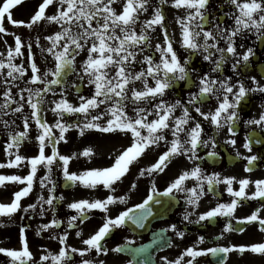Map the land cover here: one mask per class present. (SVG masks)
Returning a JSON list of instances; mask_svg holds the SVG:
<instances>
[{
    "label": "snow or ice",
    "instance_id": "snow-or-ice-1",
    "mask_svg": "<svg viewBox=\"0 0 264 264\" xmlns=\"http://www.w3.org/2000/svg\"><path fill=\"white\" fill-rule=\"evenodd\" d=\"M22 0H0V33L6 31L3 26L5 18L14 25L23 24V21H16L12 17V9L21 4ZM116 0H43L39 5L38 11L31 17V22L27 27L31 28L34 24L42 20L50 23H56L61 26V30L56 32L54 36L47 39L51 41V46L46 51L53 56L55 60L54 70L43 73V77L49 75L55 77L51 80H44L40 73V69L36 63L31 64L32 76L30 83H43L45 87L43 92L51 91V85L61 83V77L66 75V69L74 67L76 56L80 52L87 49V58L82 64L85 75L89 78V84L94 85L95 90L91 97L80 96L79 106H74L67 101L61 99L55 103L52 111L58 116L68 114H83L86 122L81 128V135L85 129H95L103 133L121 132L131 134L132 142L129 147L123 150L114 160L110 167L103 169H92L77 175L70 173L68 164L72 157L59 155L53 148L51 155L45 154L46 143L54 140L51 129L42 122L39 114L38 104L42 102L38 100L33 102V95L41 97V89L35 92L31 88L26 89L29 96L25 101L23 94H20V101H15L11 95V89L4 92L5 103L0 105V109H9L12 103H16L17 107L12 109L14 113H21L26 102L32 109L31 116L35 118L37 126L42 129L37 139L40 142L39 154L31 158L28 163L31 165V171L26 176L20 175H0V186L6 181L15 182L25 185L19 191L14 193V199L9 204L0 203V216L11 217L14 213L21 210V200L27 197L33 189L39 165L48 168L49 173L52 171V165L57 158L63 162V175L66 180L73 185L79 182L86 188H96L97 185H103L104 188L114 193L115 185L118 181L128 173L130 166L141 158L148 150L154 146H159L163 141L167 146L166 150L159 156L158 160L146 169H142L139 173L141 177L147 174L152 176L154 173L163 172L173 157L187 156L189 160H199L198 148L211 147L215 149V141L205 140L202 138L203 128L199 121L193 126H189L191 121L195 120L192 112L199 114L204 120H209L217 130L227 126L228 132L234 133V124L239 119V110L241 102L244 101L250 93H264V86L260 85L255 77L251 80L255 87H247L242 80H237L235 84L231 83L232 77H224L223 79L213 78L211 73H220L223 65L229 60L232 61L231 67L233 73L241 74L243 68L248 67L251 58L256 55L253 47H247L246 51L240 53L239 48H243V44H238V39L244 38L248 33L255 35L257 41L264 42V0H223L229 8L223 12V19L216 16L210 11L211 0H171V7L175 9H184L185 15L176 18V23L181 29V47L188 53L187 58L181 60L173 47V39L167 30L166 17L162 10L163 5L168 4L169 0H159V3L153 6L151 0H125L122 11H117L112 7ZM53 4H58L57 11L52 15H45V10ZM150 7H154L152 16L142 22L139 33L136 31V25L142 13L148 11ZM231 21V24L227 21ZM157 27L163 31V43H157L155 50L160 54L159 62L154 59L153 55H144L142 61H138V56L150 50L151 48V32H155ZM73 28L77 31H73ZM223 42L225 47H221ZM37 43L39 41L37 40ZM90 44V46H89ZM22 42L20 36H15L14 49L8 50V63L0 61V69L9 68L8 77L16 80L14 73L19 76L25 75L23 66H17L12 63L13 55H20ZM31 45H29V50ZM202 55L203 60L209 62L212 66L211 72H202L198 80H192V74L196 71L192 67V57ZM217 54H219L217 58ZM136 63L141 64L139 72L132 71ZM146 65V67H144ZM115 69V74L110 75L109 69ZM149 78L154 85L149 84ZM83 79V77H81ZM136 81L143 84L142 89L131 87ZM180 82H190L192 86L198 90L189 92L186 101L177 99L174 103L164 100L166 93L174 89ZM24 91V90H22ZM131 92V97L128 93ZM212 98L217 100L215 110L203 112L199 105L210 102ZM131 99L137 107L134 109L135 116L130 117L126 112V101ZM153 101H158L153 104ZM140 104H150L152 109L149 111ZM101 105L108 107L100 113L91 114ZM181 109V115L175 116L176 109ZM5 114H8L5 111ZM155 115V119L149 120V117ZM91 115V120L87 117ZM109 118L105 123H100L105 116ZM248 124L258 125L264 128V112L258 119L247 121ZM5 127L8 122L4 121ZM24 127H29L28 119L24 120ZM55 127L60 129L59 140L64 139V133L68 131L72 125H65L57 120ZM166 132H170L172 139H166ZM11 143L7 148H19L24 139L27 138V131L12 135L9 133ZM58 142V141H56ZM235 145L234 139L227 141ZM259 142V141H257ZM244 147L251 151L250 143H245ZM91 154V149L86 150L83 155ZM12 155V153H9ZM209 158L217 156L216 151L207 153ZM249 164L257 159L256 156L246 158ZM25 160V157L15 154L14 160H9L7 165L0 164L3 167H17ZM250 170V169H246ZM195 181V185L191 188L185 187L187 180ZM45 180L50 181V177H44L40 180L41 187H45ZM234 178L220 179L218 174L205 175L199 164L190 171L182 172L174 179L166 190L159 193L161 196H171L173 192L185 193L187 205L192 208L199 206L200 199L205 195L204 184L207 183L208 191L214 190V185L224 183L227 185V192L233 197L228 204H218L216 207L202 213L196 223L202 221L213 220L217 217L233 216L240 201L245 199L264 198V180L255 181L256 190L248 196L246 188L251 181L242 179L239 181V190L234 191L232 184ZM135 188V184L132 185ZM54 189H49L51 193ZM152 193L156 192L155 183L152 185ZM57 198L49 195L47 199L41 195L37 203L41 205V215H43V205L47 204L53 207L54 200ZM63 199V197H59ZM154 197L149 194L143 203L136 205L135 208H129L122 211L115 218L108 216L109 206L116 203H126L125 196L108 195L105 199L87 200L82 199L72 202L68 205L70 209L76 211L77 215H73L68 220V228H74L76 221H82L87 218V213L92 210H99L104 213L102 226L91 235L84 239L82 243L87 247L78 249L67 245L68 235L65 233L59 238V242L63 247L60 248L58 254L43 255L41 262L51 259L53 264H72L73 254H79L84 257L86 253L95 250L97 253L105 251L102 241L113 231L125 224L127 220L138 226H143L142 221L152 214L149 203ZM159 203V201H157ZM29 209L35 210L36 204H30L22 210L27 213ZM139 210L141 216L137 217L134 213ZM192 215L186 210L184 220L188 221ZM246 222H257L260 230L264 231V219L259 217V210L253 212L245 218ZM245 221H240L244 223ZM60 222L53 219L49 224L41 226V231L47 230ZM171 229L175 231L176 226L172 225ZM232 225L228 224L224 231H231ZM242 230V229H241ZM39 234V233H38ZM81 235L77 232V236ZM176 235L183 238L184 233L176 232ZM20 239L23 245L21 250H12L0 248V253H4L11 258V264H28L33 260L32 253L29 250L25 229L20 230ZM204 242L203 237H199L195 245L187 247L181 255L174 261H167L166 264H197V258L206 256L209 253L217 255L223 253L225 256L232 251L240 252L251 251L256 254L264 255V243H257L250 246H240L238 249L233 247H213L208 249H199L198 245ZM121 247L113 249L120 252ZM187 258V259H186ZM81 264H91V261L83 259ZM101 264L103 262L101 261ZM220 264H224L223 260Z\"/></svg>",
    "mask_w": 264,
    "mask_h": 264
},
{
    "label": "flooded vegetation",
    "instance_id": "flooded-vegetation-1",
    "mask_svg": "<svg viewBox=\"0 0 264 264\" xmlns=\"http://www.w3.org/2000/svg\"><path fill=\"white\" fill-rule=\"evenodd\" d=\"M42 2L43 0H22L21 4L16 5L12 9L13 19L23 21V24L14 25L7 18L3 21L6 31L0 33V61L7 65L8 50L14 49L15 36H20L22 54H14L12 63L17 66H23L25 75L21 77L19 73H14L17 79L12 80L11 77L7 76L8 67L0 69V105L5 103L4 92L9 88L15 101H20V94H23L25 101L27 100L29 92L26 89L31 88L33 92L38 88L41 89V97L33 95V102L42 98V102L38 104L39 114L42 122L48 125L54 137L53 142L46 143L45 154L51 155L53 148H55L59 155L72 157L68 164V170L70 173H76L77 175L92 169L110 167L114 163L115 158L131 145L132 138L130 133L127 135L121 132L103 133L95 129H85L83 135H81L80 130L86 122L83 114L64 113L61 117L52 111L55 108L54 102H58L62 98L67 99L74 106H79L80 96L91 97L93 95L94 85L84 86L85 75L81 76L79 71L73 67L72 72L68 76H64V78L62 76L60 84L51 85V91L48 92H43L45 84H32L29 82L32 76L31 64L33 62L40 69L39 75L44 80L55 78L51 75L43 77L44 72L55 68L53 56L46 51L51 46V41L47 37L54 36L56 32L61 30V26L42 20L31 28L27 27V24L31 22V17L38 11L39 4ZM124 2L125 0H116L112 5L117 13L122 11ZM151 3L155 6L159 3V0H151ZM53 7L56 9L54 4L50 5L45 10V15H51L48 13L52 12ZM153 10L154 7H150L147 12L140 15L136 25L138 33L142 22L151 18ZM162 10L166 17L167 30L173 39V47L181 60H183L187 58L188 53L181 47V29L180 25L176 23V18L184 16L185 10L171 7V0H169L168 4L163 5ZM228 10L229 8L224 4L223 0H211L210 11L216 16L223 19V12ZM227 23L231 24V21L229 20ZM73 31H77V29L73 28ZM150 35L152 36L151 48L141 53L138 56V61H142L144 55H153L154 59L159 62L160 54L156 52L155 45L163 43V31L157 27L156 31L151 32ZM37 40L39 43H37ZM238 44L244 45L243 48L238 47L240 53L246 51L247 47H253L256 51V55L251 58L248 67L243 68L241 74L237 75L233 73L232 61L229 60L223 65L220 73H211L212 77L223 79L231 76V83L235 84L239 79L247 87H255L251 80V77H255L256 81L264 86V42L257 41L254 34L248 33L244 38L238 39ZM29 45H31L30 50ZM220 46L225 47L223 42H221ZM85 50L87 51V49ZM43 51L47 52L44 56L41 54ZM218 56L219 54H217V58ZM39 59L44 69H41L38 65ZM212 66L209 62L203 60L202 55L193 56L192 67L196 71L192 74L191 79L198 80L202 72H211ZM141 67L140 63H136L132 71L139 72ZM111 72L114 75L115 69H111ZM149 84L154 85L150 78ZM131 87L139 90L143 88V84L140 81H136ZM197 90L190 82H180L174 89L166 93L164 100L174 103L177 99H181L183 102L187 100L189 92ZM128 95L131 97V92ZM156 102L158 101H153V104ZM22 103H24V108L21 113L12 111V109L17 107L16 103H12L7 110L0 109V164L7 165L9 160L15 159V154L24 156L25 160L17 167L0 168V175H20L22 177L28 175L31 171V165L28 161L39 154L40 142L37 137L41 134L42 129L37 126L35 118L31 116L33 109L26 102L22 101ZM139 106L145 107L149 111L152 109L150 104H140ZM107 107L108 105H101L91 114L103 112ZM136 107L137 105L133 104L131 99L126 101L125 110L130 117L135 116L134 109ZM199 107L203 112L214 111L217 107V100L212 98L210 102L201 104ZM5 111L8 114H5ZM180 111L181 109L177 108L175 115ZM262 112H264V93L259 91L250 93L241 102L239 119L233 126L235 135H232L228 132L227 126L217 130L209 120H204L203 117L193 111L192 115L195 120L191 121L189 126H193L196 121H199L203 128L202 138L210 141L214 140L215 149L211 147L210 143L207 148H198V156L201 157L199 160H189L187 156L173 157L163 172L154 173L152 176L145 174V176L141 177L139 175L140 171L154 164L166 150L167 146L161 141L159 146H154L148 150L130 166L128 173L115 185L116 191L114 193L104 188L103 185H97L96 188H86L79 182L73 185L65 179L63 162L58 158L52 165L51 173H49L47 167L39 165L31 193L21 200V210L14 213L11 217L0 216V248L21 250L23 245L20 239V230L24 228L29 250L33 256V260L29 261L28 264H53L51 259L41 262L40 258L43 255L58 254L60 248L63 247L59 242L61 236L67 233V245L83 249L87 246L82 241L95 234L103 224L105 214L99 210H92L87 213L86 219L78 220L75 222L76 226L74 228H68L69 218L77 215L75 210L68 207L70 203L82 199L90 201L102 200L108 195L125 196L127 198L126 203H116L109 206L107 215L115 218L120 212L135 208L136 205L143 203L149 194L154 197L153 201L149 203L152 214L142 221V227L132 223L131 220H127L123 226L113 229L109 236L102 241L105 251L97 253L92 250L86 253L84 257H81L78 253L73 254L72 264H81L83 259L91 261V264H101V261L103 264H166L164 258H167V261L176 260L187 247L195 245L199 237L204 238V242L198 245L199 249L233 246L238 249L240 246L264 243V231L260 230L258 221L249 223L245 220L257 210H259V217L264 219V198L240 201L231 217L221 216L213 220L196 223L195 221L198 220L202 213L216 207L218 204L231 202L233 197L227 192L226 184H216L213 191H208L207 183L205 182V195L200 199L199 206L196 208L187 205L186 194L183 192H173L171 196L159 195L182 172L190 171L199 164L205 175L218 174L221 180L234 178L232 184L234 191L239 190L240 180L248 179L252 183L246 188V193L251 196L256 190L254 182L264 180V128L248 124L247 121L258 119ZM25 118L28 119L29 123L27 129L24 127ZM108 118L106 115L100 123H105ZM155 118L153 114L149 117V120ZM87 119L91 120V115ZM57 120H60L65 125H72L64 133L63 140H59L60 129L55 127ZM4 121L8 122V127H5ZM24 131H27V138L22 141L19 148L8 149L7 146L11 143L9 133L15 135ZM165 135L167 140L170 141L172 139L170 132H166ZM232 139L236 141L235 145L227 142ZM246 142L250 143L251 151L244 147ZM88 149H91V154L88 156L83 155ZM213 150L217 152V156L209 158L207 153ZM9 153H12V155H9ZM250 156L257 157L252 164H249L246 159ZM44 177H50V181L45 180V187H41L40 180ZM153 183H155L156 187L155 193L151 191ZM133 184H135V188L132 187ZM53 185L54 189L50 193L49 189H52ZM194 185L195 181L189 179L184 186L191 188ZM24 186L6 181L3 186H0V203H11L14 199V193ZM50 194L57 199L54 200L51 208L44 204V212L41 215L42 209L41 205L37 203L38 198L43 195L47 199ZM59 197H63V199L61 200ZM30 204H36V209H29L25 213L22 209L27 208ZM186 210L192 213L188 221L183 218ZM134 215L140 217L141 212L137 210ZM53 219L58 220L60 223L47 230H40L42 225L49 224ZM240 221L245 222L240 223ZM228 224L232 225V230L224 231ZM172 225L176 226L175 231L171 229ZM241 227L242 230L238 231L237 229ZM177 231L184 233L183 238L176 235ZM77 232L81 235L77 236ZM116 247H121L122 250L120 252L113 251ZM221 260H223L224 264H264V255L251 251L240 252L238 250L229 252L226 256L223 253L217 255L209 253L206 256L198 257L197 264H220ZM0 264H11V258L4 253H0Z\"/></svg>",
    "mask_w": 264,
    "mask_h": 264
},
{
    "label": "rangeland",
    "instance_id": "rangeland-1",
    "mask_svg": "<svg viewBox=\"0 0 264 264\" xmlns=\"http://www.w3.org/2000/svg\"><path fill=\"white\" fill-rule=\"evenodd\" d=\"M54 5L56 6V9H54V7H53L52 12H49L48 14H51V15H52V14H54V13L57 11V8L59 7V5H58V4H54ZM54 10H55V11H54ZM58 25H59V24H58ZM41 54L44 56V55L47 54V52H46V51H43V52H41ZM87 55H88V53H87V51L85 50V51H83L82 53L80 52V54L75 58V69H76L77 71H79V74H81V76L85 75L84 72H83V69H82V64H83L84 60L87 58ZM38 65H39V67H40L41 69H44V66H43L42 63L40 62V59H39ZM110 70H111V69H109V74H110V75H113L112 72L110 73ZM88 81H89V78H88L87 75H85V84H84V86L92 85V84H89ZM70 97H72V96L70 95ZM180 115H181V111L178 112L175 116H180Z\"/></svg>",
    "mask_w": 264,
    "mask_h": 264
}]
</instances>
